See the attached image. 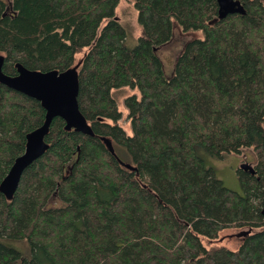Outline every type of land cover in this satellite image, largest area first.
I'll use <instances>...</instances> for the list:
<instances>
[{"label":"trees","instance_id":"trees-1","mask_svg":"<svg viewBox=\"0 0 264 264\" xmlns=\"http://www.w3.org/2000/svg\"><path fill=\"white\" fill-rule=\"evenodd\" d=\"M129 1L142 27L133 48L120 0H0L3 72L77 67L93 131L55 118L13 198L0 191V238L30 246L24 257L0 243V264H264V0H233L243 12L225 15L223 0ZM174 22L203 38L168 78L159 51ZM124 87L140 91L125 100L131 136L112 96ZM45 119L39 101L0 84V186ZM246 148L258 162L237 171L243 195L199 156ZM230 229L243 230L238 250L205 245Z\"/></svg>","mask_w":264,"mask_h":264},{"label":"water","instance_id":"water-1","mask_svg":"<svg viewBox=\"0 0 264 264\" xmlns=\"http://www.w3.org/2000/svg\"><path fill=\"white\" fill-rule=\"evenodd\" d=\"M235 10L243 12L238 2L233 0L222 1L221 11L224 15ZM4 63L5 57L0 55V84L39 101L46 110L44 124L27 135L25 153L15 161L0 186V191L7 199L11 200L18 189L24 171L40 159L48 149L45 137L48 135L55 118L63 119L67 130H75L90 136H93V131L79 108L80 84L77 67L65 72L50 71L44 73L32 71L21 64H17L18 75L8 76L3 72ZM243 169L253 172L252 168L244 167Z\"/></svg>","mask_w":264,"mask_h":264},{"label":"rangeland","instance_id":"rangeland-1","mask_svg":"<svg viewBox=\"0 0 264 264\" xmlns=\"http://www.w3.org/2000/svg\"><path fill=\"white\" fill-rule=\"evenodd\" d=\"M117 19L121 22L127 34L126 43L133 48L138 45L142 36V27L139 23V12L134 3L129 0H120L116 9ZM201 31L184 32L181 27L174 22L172 41L159 51V56L163 62L166 77L171 78L174 75L176 61L182 50L192 40L202 39ZM84 53H80L76 57V61L80 63ZM78 63V64H79ZM136 95L140 97L139 89L124 87L112 91L118 109L122 114L119 125L128 135L133 134L132 124L129 119V110L126 107V98ZM199 156L203 159L208 168H213L216 176L220 179L225 187L232 191L243 195V190L237 174L238 169L248 167L254 168L258 162V155L254 148L243 149L241 154H226L222 159L211 157L205 150H199ZM51 207H60L62 203L56 198L50 203ZM243 230H225L220 234V238L215 241L203 239L206 246H221L232 251L238 250L243 240ZM0 243L20 251L24 257L30 256V246L26 241H14L9 239H1Z\"/></svg>","mask_w":264,"mask_h":264}]
</instances>
